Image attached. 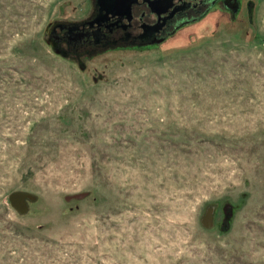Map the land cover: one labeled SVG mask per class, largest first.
<instances>
[{
    "label": "rangeland",
    "instance_id": "obj_1",
    "mask_svg": "<svg viewBox=\"0 0 264 264\" xmlns=\"http://www.w3.org/2000/svg\"><path fill=\"white\" fill-rule=\"evenodd\" d=\"M94 3L0 0V264H264V0L81 70Z\"/></svg>",
    "mask_w": 264,
    "mask_h": 264
},
{
    "label": "flooded vegetation",
    "instance_id": "obj_2",
    "mask_svg": "<svg viewBox=\"0 0 264 264\" xmlns=\"http://www.w3.org/2000/svg\"><path fill=\"white\" fill-rule=\"evenodd\" d=\"M215 6L235 14L240 0H177L167 8L161 0H136L130 15L119 11L112 15L95 0L90 15L82 20L49 24L47 40L61 56L83 65V57L101 50L162 43L183 26L204 19Z\"/></svg>",
    "mask_w": 264,
    "mask_h": 264
},
{
    "label": "water",
    "instance_id": "obj_3",
    "mask_svg": "<svg viewBox=\"0 0 264 264\" xmlns=\"http://www.w3.org/2000/svg\"><path fill=\"white\" fill-rule=\"evenodd\" d=\"M135 1L136 0H97V4L101 7V10L104 9L107 12H111L112 15H115L116 13L118 14V11L121 13L123 12V13H126L127 15H130V12H129L130 6ZM175 1H177V0H161V2L163 3V6H166V8H167V6H170L171 4H173ZM46 43H48L52 46L54 53L59 54V51L57 50L55 45L50 43L49 40H47ZM79 69L83 70L84 69L83 65L79 64ZM22 196H23V194L17 193L12 197L16 199L17 197L21 198ZM83 197H84L83 194H76L73 197H67V200H71L74 198L82 199ZM18 205L20 207H24L22 201H19ZM227 209H228V207H227Z\"/></svg>",
    "mask_w": 264,
    "mask_h": 264
}]
</instances>
